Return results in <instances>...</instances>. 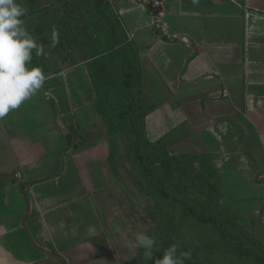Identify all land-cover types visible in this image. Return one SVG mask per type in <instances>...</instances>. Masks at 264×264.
<instances>
[{
	"label": "crops",
	"instance_id": "obj_1",
	"mask_svg": "<svg viewBox=\"0 0 264 264\" xmlns=\"http://www.w3.org/2000/svg\"><path fill=\"white\" fill-rule=\"evenodd\" d=\"M110 1L139 50L145 96L154 107L146 118L147 130L151 127L160 138L186 125L187 135L168 144L169 151L211 155L225 205L238 213L239 222L256 238H264V0H167L170 27L178 36L173 40L154 30L151 12L135 0ZM57 76L65 83L62 99L69 101L68 107L90 108L95 91L82 61ZM180 89L185 102L168 112L165 107L170 105L163 102L167 97L161 92ZM46 95L48 105H60V97ZM23 123L20 134L27 132ZM193 133L197 146L193 141L185 144ZM70 163L63 176H40L33 184L28 182L35 178L11 182L10 174L2 172L0 264H59L53 255L62 256L55 245L57 222L52 216L63 211L71 220L74 216L75 199L68 206V196L62 193ZM73 167L77 192L81 189L84 195L83 173ZM18 173L16 179L22 177ZM21 183L28 196L21 192Z\"/></svg>",
	"mask_w": 264,
	"mask_h": 264
},
{
	"label": "trees",
	"instance_id": "obj_2",
	"mask_svg": "<svg viewBox=\"0 0 264 264\" xmlns=\"http://www.w3.org/2000/svg\"><path fill=\"white\" fill-rule=\"evenodd\" d=\"M19 2L30 7L24 20L50 11L44 22L30 25L37 41L49 21L58 31L64 51L59 60L66 63L63 70L73 64L74 51L87 67L95 91L92 107L106 127L110 161L115 164L120 159L122 140L153 202L147 233L156 237L159 246L154 257L159 258L164 249L176 243L180 251L191 252V259L183 264H264V245L239 222L233 208L226 206L221 197L219 174L211 155L173 154L166 142L148 137L146 118L154 107L145 96L139 50L111 1ZM41 63L43 58L33 53L32 65ZM52 83L49 80L47 85ZM72 144L70 140L63 151ZM25 185L21 183L20 190L27 195ZM53 255L68 264L63 256ZM122 264H144L142 250Z\"/></svg>",
	"mask_w": 264,
	"mask_h": 264
},
{
	"label": "rangeland",
	"instance_id": "obj_3",
	"mask_svg": "<svg viewBox=\"0 0 264 264\" xmlns=\"http://www.w3.org/2000/svg\"><path fill=\"white\" fill-rule=\"evenodd\" d=\"M26 8H30L28 3ZM46 13L50 14V11L37 13L36 16L24 20L32 34L34 30L30 24L35 21L44 22ZM53 29L49 21L45 31L38 36V43L44 49L43 54L40 55L43 63L39 67L45 73L46 81L34 95L37 98L32 97L34 100L25 101L18 109L5 116L8 123L0 120V175L2 172L9 173L11 182L24 181V179L29 181L44 175L57 179L55 176H63L68 162H71L69 174L67 172L64 177L62 193L63 197L68 196L66 200L68 206L71 200L75 199L72 204L75 209L72 211L74 216L71 220V216L65 217L64 211L63 214L57 213L58 215L52 216L54 222H57L56 248L61 251L69 264H122L125 260L137 256L138 250L130 249L127 246L128 241L133 238L135 232H147L151 227L153 202L146 193L145 186L139 181L131 151L122 140H120V159L115 164L110 161V144L106 136V127L92 104H89L90 108L78 106L74 109L68 107L69 101L62 99V88H65V83L57 73L63 70V64L66 63L59 60L64 52L59 43L52 45ZM73 55L74 62L72 61L73 64L68 65L69 67L81 62L77 51H74ZM48 78L53 82L51 86L47 85ZM47 92L61 98L60 105L57 102L59 106L56 103L47 104ZM161 94L162 97H167L163 102L170 105L165 107L168 112L178 109L181 107L178 104L185 102L181 98L185 96L181 89L170 90V93L161 92ZM93 100L91 98L89 101ZM193 100L187 101L193 103ZM60 109L64 116L59 113ZM17 116L24 119L18 121L15 118ZM45 117L50 120L44 122ZM23 122L27 132L20 134L18 129L24 124ZM147 132L151 140L158 138L157 132L151 127ZM187 132L186 125H179L155 141H164L168 146L177 138L185 137ZM70 140H73L74 145L63 151L68 147ZM190 141L197 146V134L190 135L185 144ZM189 150L194 151L191 148ZM72 164L73 168H78L83 173L84 195H81V189L77 192V179H73L77 175L74 169L71 170ZM17 172L20 173L18 176L22 177L16 179ZM235 213L238 216L236 211ZM82 218L84 222L81 225ZM256 223L260 226L261 220L257 218ZM72 229L73 234H71ZM79 237H82L81 244L76 241ZM257 239L264 245V238ZM60 262L59 264H62Z\"/></svg>",
	"mask_w": 264,
	"mask_h": 264
},
{
	"label": "clouds",
	"instance_id": "obj_4",
	"mask_svg": "<svg viewBox=\"0 0 264 264\" xmlns=\"http://www.w3.org/2000/svg\"><path fill=\"white\" fill-rule=\"evenodd\" d=\"M26 13L19 0H0V119L36 95L46 81L42 68L32 65L33 53L40 56L44 49L26 27ZM57 43L58 32L53 29L52 45ZM127 246L142 250L144 264H183L191 259V252L180 251L176 243L155 258V251H159L156 237L145 231L135 232Z\"/></svg>",
	"mask_w": 264,
	"mask_h": 264
},
{
	"label": "built area",
	"instance_id": "obj_5",
	"mask_svg": "<svg viewBox=\"0 0 264 264\" xmlns=\"http://www.w3.org/2000/svg\"><path fill=\"white\" fill-rule=\"evenodd\" d=\"M135 2L151 12L152 26L163 38L173 40L178 37L172 33L170 27L167 0H135ZM224 95L226 96L227 93ZM261 177L264 179V172Z\"/></svg>",
	"mask_w": 264,
	"mask_h": 264
}]
</instances>
